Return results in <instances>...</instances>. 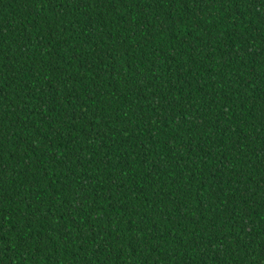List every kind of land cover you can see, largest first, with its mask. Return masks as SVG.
Instances as JSON below:
<instances>
[{
	"label": "trees",
	"instance_id": "16d2710c",
	"mask_svg": "<svg viewBox=\"0 0 264 264\" xmlns=\"http://www.w3.org/2000/svg\"><path fill=\"white\" fill-rule=\"evenodd\" d=\"M0 264H264V0H0Z\"/></svg>",
	"mask_w": 264,
	"mask_h": 264
}]
</instances>
